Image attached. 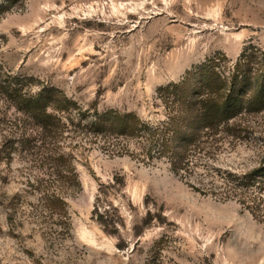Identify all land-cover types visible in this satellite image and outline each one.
<instances>
[{
	"label": "rangeland",
	"instance_id": "obj_1",
	"mask_svg": "<svg viewBox=\"0 0 264 264\" xmlns=\"http://www.w3.org/2000/svg\"><path fill=\"white\" fill-rule=\"evenodd\" d=\"M247 46L264 51V0H0V264H264V222L190 185L208 166L258 165L262 116L184 176L143 159L133 140L110 138L121 151L102 136L84 145L86 128L73 125L83 131L68 139L81 189L67 197L69 233L37 209L17 142L38 130L22 101L43 89L44 99L155 125L161 87L215 56L234 62Z\"/></svg>",
	"mask_w": 264,
	"mask_h": 264
},
{
	"label": "trees",
	"instance_id": "obj_2",
	"mask_svg": "<svg viewBox=\"0 0 264 264\" xmlns=\"http://www.w3.org/2000/svg\"><path fill=\"white\" fill-rule=\"evenodd\" d=\"M159 95L165 118L155 125L134 112L107 109L92 114L71 99H44L46 89L23 99L22 108L38 130L22 134L17 142L32 169L25 183L37 194V209L56 216L69 233L67 197L81 189L70 142L83 131L73 128L75 124L86 128L83 136L90 139L84 145L102 136L104 146L121 151L123 147L110 138L133 140L143 159H165L181 176L195 171L199 162L207 166L204 162L210 159L213 146L227 137H239L250 126L251 116L264 119V51L247 46L234 62L225 56L210 58L186 72L179 82L161 87ZM199 175L197 183H190L195 190L222 200L234 199L264 222V151L258 165L251 168L237 171L208 166ZM9 206L14 213V201Z\"/></svg>",
	"mask_w": 264,
	"mask_h": 264
}]
</instances>
